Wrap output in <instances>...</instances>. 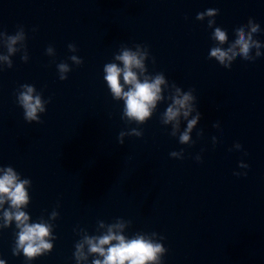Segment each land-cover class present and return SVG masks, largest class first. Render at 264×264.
I'll return each instance as SVG.
<instances>
[{
	"label": "water",
	"instance_id": "water-1",
	"mask_svg": "<svg viewBox=\"0 0 264 264\" xmlns=\"http://www.w3.org/2000/svg\"><path fill=\"white\" fill-rule=\"evenodd\" d=\"M209 8L218 11L196 18ZM250 17L259 24L260 57L237 56L226 68L209 56L230 47L239 26L247 34ZM216 27L228 33L224 44L213 37ZM125 48L147 53L146 71L134 69L142 81L157 74L166 81L143 123L124 115V100L104 79L107 63L123 67L115 57ZM23 84L41 98L40 122L25 119ZM188 92L189 116L181 113L178 129L163 123L175 96ZM9 166L31 181L21 210L29 223L50 226L52 250L33 260L14 255L19 228L14 220L3 227L6 202V264H92L102 257L84 238L117 223L127 238L165 246L155 264H264V0H0V169ZM80 243L86 259L78 261Z\"/></svg>",
	"mask_w": 264,
	"mask_h": 264
},
{
	"label": "clouds",
	"instance_id": "clouds-1",
	"mask_svg": "<svg viewBox=\"0 0 264 264\" xmlns=\"http://www.w3.org/2000/svg\"><path fill=\"white\" fill-rule=\"evenodd\" d=\"M218 9L209 8L205 12H200L197 15L198 20H202L205 15L214 16ZM213 21H209V27H211ZM250 31L246 34L244 27L241 25L236 29V39L230 47L224 49L222 47H214L211 49L209 56L215 57L221 65L226 68H230L233 60L240 56L244 60L254 61L260 57L262 53L259 51V40L253 39V34L260 31L259 24L253 23L252 18L248 20ZM215 40L220 44H224L228 40V33L226 30H222L221 27H216L213 33ZM12 43L16 41V37H10ZM73 45H69L72 48ZM256 48L257 51L253 56L251 50ZM9 51L14 49L9 48ZM51 51V49H49ZM147 53L141 55L138 52H133L130 49H123L122 52L116 55L115 59L123 62V67L117 63H107L104 66V72L106 73L104 79L113 94L115 99H123L125 102L124 115L130 119H134L137 122H145L146 119L152 116L153 110L156 108L157 102L164 99L161 95V86L166 83L163 74H157L154 78L145 76L143 81L140 75L134 71V69H140L141 72H145L144 59ZM73 60H77V57H71ZM80 63V61H77ZM153 63L155 58L153 57ZM11 67V65H10ZM61 73L67 70V65L60 63L58 65ZM121 76H123V83H121ZM61 80L67 79L65 76H60ZM125 85L129 86L128 90H125ZM21 87L26 89L19 94V103L24 108L25 119L29 122L39 121L40 118L37 115L38 112L44 111V105L42 104L39 95L34 96V87L29 84H23ZM180 88H176V92L179 93ZM194 97L191 92L184 94L182 97L177 95L174 98V103L167 107L166 112L163 113V123L167 124L172 121H176L175 127L178 129L180 126L179 117L181 113L187 118L192 111V106L189 103ZM200 113L198 112L196 117L188 122L187 130L180 135V142L186 143L189 141V133L200 119ZM136 135H140L133 129ZM174 134V133H173ZM124 133H121L123 136ZM121 143L123 141L121 140ZM236 148L241 149L242 145L236 142ZM183 151V150H182ZM171 156L178 155L177 152H171ZM183 159V157H181ZM198 161L202 160V157L197 155ZM242 167L248 168V164L241 163ZM4 174L0 176V207L6 202H10V209L3 212L4 225L8 227L12 221L16 222V227L19 228L15 246L13 248L14 255H19L22 250L27 260H33L37 256L42 255L45 251L52 250V243L46 239L51 235L50 226L47 223H29V214L22 211L21 208L28 204L29 194L26 190V185L31 183L30 180H21L13 167H7ZM235 175H241L236 172ZM247 175V173H243ZM12 209H15L13 211ZM56 214L53 213V216ZM103 226V223L101 224ZM123 223H117L108 227L107 233L100 236H86L84 243L88 245V252L90 254H97L101 258H96L92 261V264H155L161 260L163 253L167 251L162 243L153 242L151 239H146L143 235H137L134 238H127L124 234L118 233L115 229H123ZM55 239V238H54ZM164 239V237H162ZM84 243L76 245L75 258L86 259L83 252ZM0 264H6L4 259H0Z\"/></svg>",
	"mask_w": 264,
	"mask_h": 264
}]
</instances>
